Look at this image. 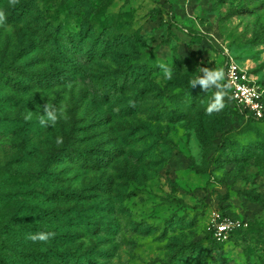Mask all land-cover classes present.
I'll return each mask as SVG.
<instances>
[{
  "label": "rangeland",
  "instance_id": "obj_1",
  "mask_svg": "<svg viewBox=\"0 0 264 264\" xmlns=\"http://www.w3.org/2000/svg\"><path fill=\"white\" fill-rule=\"evenodd\" d=\"M0 13V264H264V120L224 79L211 115L216 89L190 87L230 58L264 86V0H0ZM46 103L67 119L42 129ZM50 161L69 200L43 194ZM45 230L68 238L29 239Z\"/></svg>",
  "mask_w": 264,
  "mask_h": 264
},
{
  "label": "clouds",
  "instance_id": "obj_2",
  "mask_svg": "<svg viewBox=\"0 0 264 264\" xmlns=\"http://www.w3.org/2000/svg\"><path fill=\"white\" fill-rule=\"evenodd\" d=\"M4 22V16L3 13H0V23ZM162 70L164 72L165 79L171 80L173 78V72L171 68L163 67ZM201 73L203 75H201ZM223 79V73L219 70H216L215 68H200L199 75H197L194 79L190 81V87H195L197 85L201 86L203 90H206L207 92L210 89L215 88L216 93L210 102L207 113L211 115L213 112H218L224 108L223 103V89L221 81ZM31 112V111H30ZM30 118L29 116L26 117V119ZM67 116L66 114L61 111L57 106L55 105H49L46 103V105L43 107L41 111V115L39 117V125L42 129H49L51 126L54 127L60 120H66ZM57 143H61L62 141L57 138ZM51 233L47 232H37L36 234H32L29 236V239L32 241H40L45 242L47 241Z\"/></svg>",
  "mask_w": 264,
  "mask_h": 264
},
{
  "label": "built area",
  "instance_id": "obj_3",
  "mask_svg": "<svg viewBox=\"0 0 264 264\" xmlns=\"http://www.w3.org/2000/svg\"><path fill=\"white\" fill-rule=\"evenodd\" d=\"M224 78L231 98L249 115L260 119L264 117V86L251 77L248 70L243 68L233 58L226 59ZM225 228L217 232L221 239Z\"/></svg>",
  "mask_w": 264,
  "mask_h": 264
},
{
  "label": "trees",
  "instance_id": "obj_4",
  "mask_svg": "<svg viewBox=\"0 0 264 264\" xmlns=\"http://www.w3.org/2000/svg\"><path fill=\"white\" fill-rule=\"evenodd\" d=\"M63 35H64L63 34V30L59 29V28H56L55 32L53 33V36H54L55 40H60ZM86 37H87V35H84L81 32H79L78 34H75V35L68 36L67 40H66L67 42L65 43V48H66V51H67L66 53L69 52V53L73 54V53L78 52V49H80V47L83 46L84 39ZM88 56L81 57L79 55V57H73L71 59V61H70L73 64V69L80 68V65L83 66L84 60ZM74 65H75V68H74ZM4 70H5V68H4ZM0 71H2V70H0ZM5 77L6 76L4 75V73L0 72V79H5ZM29 78L31 80L35 81V82H44L45 80H47V77H44V75H40V74H31ZM223 79H224L223 82H224L226 88L228 89L224 76H223ZM15 82L17 84H20V81H15ZM96 85H99V84H96ZM228 92H229V89H228ZM249 116L254 118V119H257L253 115H249ZM257 120H264V117L260 118V119H257ZM8 122L9 121H4L5 124H8ZM99 159H102V157H100ZM51 163H52V161H50L47 164V166L45 167V172H46L45 176L47 175V178H48L49 182H47L48 183L47 186L45 188H43V194H44L45 198L47 200H49L50 204L56 203L57 200H59V199H61L62 201L63 200H69L68 199L69 197H67L68 194L66 193L65 190H62V189L59 188L60 189L59 191H52L53 190V184H54L53 180L56 179V178L54 177L55 172L52 171V169H50V164ZM63 191H65V193ZM56 214H57V212L53 211V210H45L44 211V216L47 218L48 221H52L55 218ZM43 232L51 233L52 235L50 236L49 239L53 240L55 242H61V241H64L65 239L68 238V235H66V234L57 233V232H54V231H51V230H45ZM214 242H216V239H214ZM50 253H52L54 255L55 254L60 255L59 251H57L56 249H50L49 252H47V255L50 256Z\"/></svg>",
  "mask_w": 264,
  "mask_h": 264
}]
</instances>
